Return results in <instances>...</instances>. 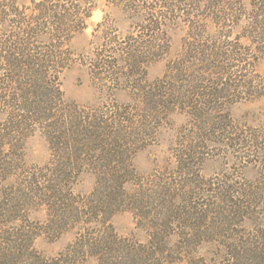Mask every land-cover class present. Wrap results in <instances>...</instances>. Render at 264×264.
Wrapping results in <instances>:
<instances>
[{
	"label": "trees",
	"instance_id": "trees-1",
	"mask_svg": "<svg viewBox=\"0 0 264 264\" xmlns=\"http://www.w3.org/2000/svg\"><path fill=\"white\" fill-rule=\"evenodd\" d=\"M106 1L125 12L129 30L118 35L98 22L103 42L89 64L103 100L79 104L65 100L60 74L92 0H0V264H76L90 256L96 264H264V127L241 131L229 112L262 95L255 69L264 57V0ZM176 24L185 29L182 50L148 81L144 64L169 52ZM122 89L128 101L117 99ZM177 110L189 117L191 139L181 132L169 173L139 174L136 152ZM35 132L50 149L41 165L24 158ZM211 142L257 164L258 175L204 177ZM85 170L95 181L81 194L74 185ZM41 208L43 219L32 216ZM124 208L148 229L147 241L117 234L111 218ZM71 228L74 238L53 256L34 245L39 235L56 239ZM204 243L208 255L199 252Z\"/></svg>",
	"mask_w": 264,
	"mask_h": 264
},
{
	"label": "rangeland",
	"instance_id": "rangeland-1",
	"mask_svg": "<svg viewBox=\"0 0 264 264\" xmlns=\"http://www.w3.org/2000/svg\"><path fill=\"white\" fill-rule=\"evenodd\" d=\"M92 2L93 9L91 15L86 19L85 28L76 32L70 41L72 59L60 74L61 88L65 100L79 104H97L103 100V94L99 93L93 82L89 64L90 57L103 42L101 29H96L98 22L105 20L106 23L111 24V28L118 35H123L129 30V20L123 10L107 3L106 0H92ZM169 35L171 38L169 52L158 60L144 64L148 81L160 77L166 70L167 62L176 58L182 50V41L185 35L184 26L182 24L172 26L169 28ZM255 72L264 81V57L257 62ZM261 91L262 95L260 96L243 99L231 104L229 112L241 131L246 132L249 128L264 127V85ZM116 97L120 101L130 99L128 92L124 89L119 90ZM3 116V114H0V120ZM189 129V117L186 112L177 110L170 113L167 119L158 127L151 142L136 152L133 164L139 174L148 176L152 173L156 176H162L169 173L175 163L172 148L183 130H185L186 139H191L192 136L186 133L189 132ZM205 151L208 153H206V158L201 165V173L204 177L212 178L216 182H221L224 178L243 182L258 175L259 166L257 164L248 161L242 163L230 146L226 144L211 142ZM49 157V144L44 134L35 132L26 138L24 158L29 165H41ZM94 181V174L85 170L79 175L74 189L78 193L87 194L93 188ZM135 186L131 182L126 184L129 191ZM32 216L43 219L45 211L41 208L34 211ZM111 221L118 235L129 237L141 243L147 241L148 229L136 224L135 216L130 209L124 208L115 212ZM74 236L75 228L65 231L56 239L39 235L35 239L34 245L45 256H53L71 242ZM174 240L175 236L171 235L170 242L172 243ZM209 250L210 246L204 243L199 252L208 255ZM76 264H96V258L90 256ZM170 264H187V261L180 259Z\"/></svg>",
	"mask_w": 264,
	"mask_h": 264
}]
</instances>
